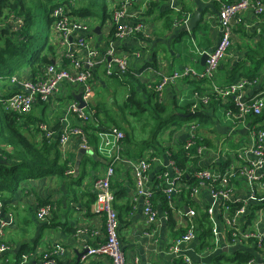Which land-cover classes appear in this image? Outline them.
Wrapping results in <instances>:
<instances>
[{"label":"built area","instance_id":"1","mask_svg":"<svg viewBox=\"0 0 264 264\" xmlns=\"http://www.w3.org/2000/svg\"><path fill=\"white\" fill-rule=\"evenodd\" d=\"M155 0H108L109 19L111 24L103 30V25L93 18L81 17L65 6H58L53 10V23L50 28L51 43L56 48V54L51 64L47 65L37 78L13 77L11 84L18 89L8 97L0 90V105L6 111L23 116L30 114L38 103L55 111V106L65 93L64 89L81 86V90L71 91L72 94H82L86 107L80 108L79 103L73 99L61 118L62 129L56 132L46 123H41V141L57 138L59 147L64 154L71 137L78 136L82 140L83 148L88 151L87 138L81 126H74L71 119L88 123L96 113L94 109L90 114L88 109L94 103L98 85L101 79L116 77L118 80L126 79L131 73V63L140 59L143 46L135 41L152 38L150 28L146 22L139 18V14L147 13L151 3ZM157 1V0H156ZM173 13H180L181 7L176 0H162ZM218 3V23L220 40L210 52L204 69L197 72L191 68L170 74L159 73L158 84L150 86L157 94H161L166 86L179 80L192 79L195 81L208 80L213 82L220 62L227 55L233 43L234 23L240 16L253 11L258 19L264 15V0H213ZM142 3V10L135 7ZM146 11V12H145ZM145 14L143 16H145ZM190 14L183 13L180 19L173 22L174 28L188 26ZM105 23V24H106ZM262 19L258 21L257 32H260ZM21 18L11 16L6 26L13 31L21 28ZM100 26V34L94 32ZM135 44H137L135 46ZM131 48H133L131 50ZM157 73V72H156ZM259 80L241 79L228 86L215 87L216 98L223 100L234 98L235 110L227 111L233 121L245 122L248 118L262 114L264 110V90L254 92L249 99H245V90L249 87L259 86ZM62 95V96H61ZM208 98L205 99V102ZM231 101V100H230ZM194 113V110H191ZM85 124V125H86ZM199 123L196 120L186 124V136L182 142L175 144L172 151L167 150L163 156H153L152 149L140 159L126 157L122 140L124 133L113 128L108 133L116 140L114 152L110 154V164L105 174L94 181L96 200L92 211L104 218V237L101 232L93 231L94 238L98 239L96 245L84 246L80 253V264H86L93 259H108L110 264H127L125 253L119 236V214L114 208L115 196L111 188V181L116 173V166H126L134 178L133 205L142 206L145 228L148 236H155L159 231V211L153 202V186L160 182L166 199L167 212L174 217L178 228L184 233L173 238L167 250L174 260L182 259L185 264H209L208 262L194 263L187 250L192 243L200 241L199 229L196 223L201 213H207L211 222V242L204 247V255L212 256L223 252L224 248L232 251L239 249H252L256 257L248 264H263L264 262V129L252 131L251 144L239 148L232 160L222 162L220 153L209 161L208 167L201 164L211 155V148L206 145L198 135ZM177 147L188 152V157L195 160L190 172L180 168L172 158ZM160 170L154 179L150 178L153 166ZM72 175L73 169L67 171ZM197 180L198 185L190 189L185 180ZM241 182L244 185L241 186ZM190 190L192 205L200 206L199 210L192 205L187 206L183 200H178L183 190ZM202 189H207L211 198L210 204H204L200 198ZM55 206L48 203L37 208L36 216L42 222H49L53 217ZM169 219V218H168ZM12 224V215L4 211V198L0 192V256L9 251L6 243V230ZM178 229V230H180ZM79 229L78 234L86 233ZM101 238V239H100ZM261 251V252H260ZM65 254L62 245L57 244L43 253L20 256L16 264H60ZM217 255V254H216ZM135 264H139L137 259Z\"/></svg>","mask_w":264,"mask_h":264},{"label":"crops","instance_id":"2","mask_svg":"<svg viewBox=\"0 0 264 264\" xmlns=\"http://www.w3.org/2000/svg\"><path fill=\"white\" fill-rule=\"evenodd\" d=\"M176 1L180 7L186 6L191 9V11L187 12V14H190L189 21L195 12L201 14L200 21L196 23L192 31H188L189 22L187 27H171L169 30H165L164 20L160 18L158 12L151 17L143 16L145 13L142 15L139 14V18L150 25L149 28L152 38L135 41V43H139L140 47L142 45L143 49H141V58L134 59L131 63V74L139 79L150 91L151 85L153 86L159 83V73L170 74L175 71L181 72L186 68L201 72L205 65L202 64L203 55L199 54L198 50L202 52L211 51L220 40L218 23L220 6L218 3L213 0ZM231 1L233 0H229V2ZM158 2L160 3L158 11L162 8L168 9L164 1H154V3ZM142 5V3H139L135 9L142 10ZM261 19L263 22L262 17L258 19L253 11H247L238 20H235L232 46L220 62L213 82L207 80L196 85L194 83L196 81L192 79L179 80L174 84L166 86L161 94L156 95L155 99L159 100V102L170 104L176 101L179 106L184 107L189 105L194 112L200 111L209 118L207 122L199 125L198 129L199 137L212 150L211 155L201 164L202 167L209 166V162L207 161L220 153V146L225 142L233 141L234 144H241L234 150L235 153L239 148L251 144L252 131L254 129H261L264 126V121L256 122L254 117L248 118L243 123L233 121L228 117L227 111L236 109L233 102L234 98L231 97L229 100H223L215 96V87L222 88L228 86L232 84L234 79L238 80V78L240 80H259V86L249 87L245 90V99H249L254 92L264 90V63L258 76L243 78L240 75V73L248 71L246 68L254 70L258 67V58L253 60L247 54L248 52L250 53V47H253L256 42L254 34L257 32L258 21H261ZM187 38L192 40L191 44L194 42V47L191 48L188 42L185 41ZM252 75L251 73L250 76ZM22 77L32 78V75L25 72ZM2 82L0 90L6 96H10L18 89L15 85L11 84V81ZM196 87L201 92L198 93ZM63 97L65 98V96ZM206 98H208L207 102H205ZM34 111L38 116L45 117L48 123L51 124L50 126L53 130L60 132L63 127L61 122L63 115L55 118V113L49 111L47 108L44 111L42 108L37 107ZM48 111L53 113L50 114ZM30 114L21 116L20 123H24L25 118ZM57 119H59V128L54 129V122ZM76 121L75 119L71 120L73 125L76 124ZM25 128L27 129V127ZM26 129L25 133L27 134ZM29 129L31 134L30 139L40 144V133L33 131V127ZM186 131L181 126L175 132L177 134L174 136V139L182 142L186 136ZM246 136L248 140L245 142L243 137ZM97 138V149L96 151L92 149V152L96 154L97 158L94 160L99 162V164L94 166L91 164L87 167L89 175L83 179L80 187L73 184L71 186V181L67 178L48 175L41 178L22 179L18 183L15 192H2L4 211L7 215H12V224L6 230L5 237L6 243L9 245V251L0 256V264H16L18 261V253L24 247H27V249L36 248L34 252H31V254H34L43 253L57 244L62 245L65 249V254L60 259L62 264H80L78 263V256L82 253L84 246L86 244L96 245L97 241H99L94 238L92 232L99 230L101 237H104L103 216L96 215L92 211L95 202L92 204L90 212H87L85 202L90 194L96 196L94 181L105 174L110 164V154L114 152L116 140L108 132L97 133ZM82 144L80 137L73 136L67 144L64 154L62 153L63 158H69L72 162L74 177H78L80 174L81 163L86 156H82L78 171L76 172L77 158L80 154ZM130 149L131 147L128 150L133 152V148ZM159 170V166H153L150 172V178L152 180ZM113 179H117L121 188L126 191L130 206V210L124 215V221L119 220V236L123 251L125 253L126 250H129L133 255L129 264H135V259L139 261V264H173L175 260L169 254L167 247L169 240H173L175 231L180 228H178L177 223L174 228L170 226L169 217H165L167 207L164 208L161 202L155 204L159 211V231L155 236H148L141 203L136 207L133 205L134 178L131 171L126 166L117 165ZM242 185H244L243 182H241ZM200 198L204 204L211 203L207 189H202ZM46 200H49L50 204L55 206V210L49 222H42L37 218L36 212L39 203ZM122 200L120 204L123 203ZM192 206L198 210L200 208L198 205L193 204ZM172 218L175 221L173 216ZM79 229L86 230L87 232L78 234L77 231ZM201 247L200 241H196L189 246L187 254L194 263L208 262L210 264L212 258L216 254L218 255V252L212 256H205L204 249ZM234 250L226 252V254H231ZM249 250L254 251L253 248ZM32 263L38 264V260H33ZM86 264H110V261L104 258H97L90 260Z\"/></svg>","mask_w":264,"mask_h":264},{"label":"trees","instance_id":"3","mask_svg":"<svg viewBox=\"0 0 264 264\" xmlns=\"http://www.w3.org/2000/svg\"><path fill=\"white\" fill-rule=\"evenodd\" d=\"M102 0H0V81L10 82L13 77L22 78L25 72L32 75V78H37L42 70L54 60L56 48L51 39L46 37L44 41H39L38 24L41 20L45 19L46 28H51L53 23L52 13L58 6H65L73 13L79 14L85 18H99L98 21L101 25L106 23L109 19L107 4L102 5ZM229 2V0H224ZM160 3H151L146 17L153 16L156 12L159 13L160 18L164 20V29L169 30L173 26L175 19H180L183 13L191 11L186 6H181V12L174 14L169 9H161L158 11ZM21 18L23 24L17 31L6 26L9 18ZM263 22L261 23L260 32H256L254 37L256 42L253 47H250V53L247 56L253 60H257L256 69H248L247 72L240 73L241 77L258 76L259 71L264 63V15ZM96 20V19H95ZM201 25V24H200ZM245 68V66H243ZM132 71V69H131ZM253 74L250 76V74ZM130 80H129V79ZM107 79V80H106ZM102 82L98 85L96 95L99 98L95 104L90 105L87 110L90 114L94 109L96 113L92 116L90 121L85 125L81 121H76L74 126H81L88 141V145L96 151L97 149V133L109 132L113 128L124 132L125 144L124 155L133 159H140L147 154V150L152 149L153 156H163L167 150L172 151L175 144L179 141L174 139V133L181 127L177 125L175 130L168 133L169 145L165 144L163 140L159 139V132L167 123H174V118L181 119L182 121L196 120L199 125L207 122L209 118L202 114L200 111L191 112L189 105L179 106L176 101L170 104H164L155 99L157 93L154 90H149L144 84L140 82L134 75L129 73L124 80H118L116 77L101 79ZM232 81V83L239 81ZM251 80V79H250ZM253 80V79H252ZM207 80L194 82L199 85ZM113 83H118V86L128 87V95L123 103L118 106V113L107 107L106 101L102 97V92H107L108 88ZM154 85L152 86V88ZM141 90V91H140ZM196 90L201 92L198 87ZM6 96V95H5ZM63 99V98H61ZM65 99L73 100V94L70 93ZM37 107L46 111V106L43 107L42 103H38ZM44 108V109H43ZM182 109V113L179 111ZM135 115L137 117L147 116L153 122L151 134L148 139L136 141L132 136L131 130L124 123L127 121V115ZM31 118V119H30ZM255 121H264V110L261 115L254 117ZM21 116L12 112L6 111L0 105V192L16 191L18 183L22 179L27 178H41L48 175H55L61 178H67L72 184L80 187L83 179L89 175L87 167L91 164L97 165L91 156L86 155L81 163L80 174L78 177L67 174L73 166L69 158H63L62 151L59 147L57 138L51 140L44 139L42 142L35 143L30 139V127L33 131L40 132L38 125L47 122L45 117L35 116L30 114L25 118L24 123H20ZM58 120L54 122V129L59 128ZM32 125V126H31ZM129 126V124H128ZM27 127V129L25 128ZM264 128V126H263ZM27 130V134L25 133ZM167 140V141H168ZM180 146V144H179ZM129 147L133 148V152L129 151ZM130 149V150H131ZM137 157V158H136ZM172 158L176 164L190 172L191 165L195 160L188 157V152L180 147H177L176 152L172 153ZM187 185L192 189L198 185V181L189 180L188 175H185ZM111 188L113 189L115 201L114 208L118 211L119 220L124 221V215L130 210L129 202L127 199L126 191L121 188L117 179H112ZM163 186L160 182H156L153 186V202H161L166 208V199L162 191ZM76 196V195H74ZM123 199V200H122ZM186 202L187 206L192 205L190 200V190H183L182 194L177 198ZM96 196L89 195L85 202L87 212H90L92 204L95 202ZM123 201L120 204V201ZM50 203L49 200L41 201L39 206ZM38 206V207H39ZM53 221V220H52ZM170 226L175 227L176 222L172 216H169ZM199 229V239L201 248L209 246L211 242V222L207 213H201V216L196 220ZM184 233L183 229L175 231L173 238H177ZM36 248L24 247L18 253V260L24 253L31 254ZM261 252V251H260ZM231 256L226 257V253L220 252L212 258L210 264H248L249 261L256 257L249 249H236ZM62 264V262H59ZM173 264H185L182 259L175 260ZM264 264V262H263Z\"/></svg>","mask_w":264,"mask_h":264},{"label":"rangeland","instance_id":"4","mask_svg":"<svg viewBox=\"0 0 264 264\" xmlns=\"http://www.w3.org/2000/svg\"><path fill=\"white\" fill-rule=\"evenodd\" d=\"M107 2H108V0H102L101 1V7H102V5H105V3L107 4ZM91 18H93V17H91ZM93 19L98 20L99 18L94 17ZM110 24H111L110 22L104 24L103 30H105L106 27ZM38 31H39V41L40 42L44 41V39L46 37H49V38L51 37L50 36V28H46L44 18L38 24ZM185 41L188 42V44L191 46V48L194 47V42L191 44L192 40L190 38L185 39ZM2 83L3 82L0 81V85ZM117 84L118 83H113L112 85L108 84V86H110L108 88V91L106 93L102 92L101 94H103V96H104V97L103 96L102 97L106 101L107 107L109 109L117 111V113H118V106H120L123 103L124 99L128 95V88L126 86H123V87L118 86ZM125 88H127V89H125ZM81 89L82 88L80 85H76L75 87H69L66 90L64 89L65 93L63 94V96H65V98H66L67 95L70 94L72 90L73 91L76 90L79 92ZM63 96H62L63 99H60L58 101V103L55 106V111H53L55 113V115H54L55 118L62 116L64 114L63 112L67 109L68 105L70 103H72V101H73L71 99H65ZM98 99H101V98H99L98 95H95V97L93 99V101H94L93 105L95 104V101H97ZM34 110H33V112H31V114L36 115L37 113H35ZM179 111L182 113V109H179ZM53 112L48 111V113H50V114ZM126 115H127V117H126L127 121L129 123H124V124L128 127L129 130H131L134 140L141 141V140L148 139L150 134H151V129L153 126L152 120L150 118H148L147 116H142L139 118L135 115H130L128 113ZM37 116H38V114H37ZM190 121H182L181 119L174 118V123H167L163 127V129H161V131L159 132V139L165 141L164 143L169 145L170 143L168 140V138H169L168 133L170 131L176 129L177 125H181L183 128H185L186 124ZM43 123H45V122H43ZM46 124L51 125L50 123H47V122H46ZM128 124H129V126H128ZM176 134L177 133H174L173 136H175ZM243 139L246 142L248 140V137L247 136L243 137ZM240 145L241 144H236V143L234 144L233 141L232 142L228 141V142H225L222 146H220V159H221V161L225 162L226 160H232L233 156H234V150H236ZM170 241L171 240H169V242ZM169 242H168V244H169ZM125 254H126L125 255L126 262H127V264H129L133 258V255L131 254V252H129V250H126ZM226 255H227L226 257L231 256L230 253H227ZM225 264H227V263L225 262Z\"/></svg>","mask_w":264,"mask_h":264},{"label":"water","instance_id":"5","mask_svg":"<svg viewBox=\"0 0 264 264\" xmlns=\"http://www.w3.org/2000/svg\"><path fill=\"white\" fill-rule=\"evenodd\" d=\"M201 19V14L198 13V12H195L194 16L190 19L189 21V27H188V31H192L193 27L196 25L197 22H199ZM100 26L96 27L94 32L97 33V34H100ZM210 52V51H208ZM206 59H207V53H204L203 54V57H202V64L205 65V62H206ZM73 99L76 100L78 103H79V107L80 108H84L86 107V103L83 101L82 99V94L81 93H78V94H73ZM84 155H91L93 159L96 160L97 156L96 154H94L91 150H87L85 148H83V145H82V148L80 150V154L78 155V158H77V163H76V172L78 171V168H79V163L81 161V158L82 156ZM104 162V161H102ZM223 252H228V249L227 248H224ZM80 255L78 256V262H79V259H80Z\"/></svg>","mask_w":264,"mask_h":264},{"label":"bare ground","instance_id":"6","mask_svg":"<svg viewBox=\"0 0 264 264\" xmlns=\"http://www.w3.org/2000/svg\"><path fill=\"white\" fill-rule=\"evenodd\" d=\"M5 97H8V96H5Z\"/></svg>","mask_w":264,"mask_h":264}]
</instances>
